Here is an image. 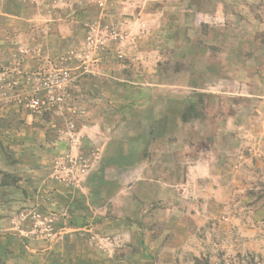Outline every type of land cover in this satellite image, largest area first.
Masks as SVG:
<instances>
[{
	"label": "rangeland",
	"instance_id": "374dc122",
	"mask_svg": "<svg viewBox=\"0 0 264 264\" xmlns=\"http://www.w3.org/2000/svg\"><path fill=\"white\" fill-rule=\"evenodd\" d=\"M0 264H264V0H0Z\"/></svg>",
	"mask_w": 264,
	"mask_h": 264
},
{
	"label": "built area",
	"instance_id": "2783aa9c",
	"mask_svg": "<svg viewBox=\"0 0 264 264\" xmlns=\"http://www.w3.org/2000/svg\"><path fill=\"white\" fill-rule=\"evenodd\" d=\"M45 102L39 98H33L30 102V107L35 111L40 110L44 106Z\"/></svg>",
	"mask_w": 264,
	"mask_h": 264
}]
</instances>
